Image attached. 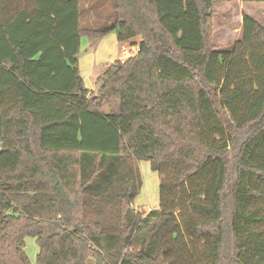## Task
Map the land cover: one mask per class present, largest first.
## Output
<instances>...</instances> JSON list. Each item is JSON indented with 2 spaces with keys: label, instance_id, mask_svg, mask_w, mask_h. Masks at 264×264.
Here are the masks:
<instances>
[{
  "label": "trees",
  "instance_id": "trees-1",
  "mask_svg": "<svg viewBox=\"0 0 264 264\" xmlns=\"http://www.w3.org/2000/svg\"><path fill=\"white\" fill-rule=\"evenodd\" d=\"M221 1L0 0V264L28 238L38 264H264V26L218 51ZM111 33L137 54L91 91L81 39Z\"/></svg>",
  "mask_w": 264,
  "mask_h": 264
},
{
  "label": "rangeland",
  "instance_id": "rangeland-1",
  "mask_svg": "<svg viewBox=\"0 0 264 264\" xmlns=\"http://www.w3.org/2000/svg\"><path fill=\"white\" fill-rule=\"evenodd\" d=\"M216 11L217 13L213 22L214 34L212 43L218 51L232 50L234 44L241 39L243 14L250 15L264 26V4L244 5L241 0H222ZM135 43L136 45L129 43L128 45L124 46L125 50L122 46H119L118 56L120 58H126L128 56L137 54V40H135ZM103 111L105 113L109 112L107 105H104ZM147 163L148 162L139 163L143 179V189L135 201L137 209H141V211L144 212H148L149 210L157 211L160 208L159 177L151 169H145L144 165ZM26 253L29 257L30 264H38L37 256L39 254V246L36 239H27ZM86 264L96 263L93 258H89Z\"/></svg>",
  "mask_w": 264,
  "mask_h": 264
},
{
  "label": "crops",
  "instance_id": "crops-1",
  "mask_svg": "<svg viewBox=\"0 0 264 264\" xmlns=\"http://www.w3.org/2000/svg\"><path fill=\"white\" fill-rule=\"evenodd\" d=\"M119 46L115 33L105 36L95 47L88 38L81 39L79 71L87 89L96 91L98 80L107 68L116 61L124 62L129 57L120 58L118 56ZM144 167L147 170L151 169L150 163L145 164Z\"/></svg>",
  "mask_w": 264,
  "mask_h": 264
}]
</instances>
